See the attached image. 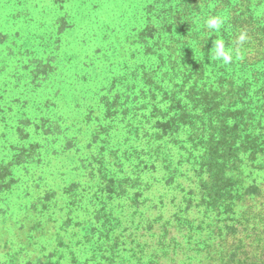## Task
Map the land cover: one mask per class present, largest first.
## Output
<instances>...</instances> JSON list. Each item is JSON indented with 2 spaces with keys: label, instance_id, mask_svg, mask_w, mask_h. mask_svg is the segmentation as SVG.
I'll return each instance as SVG.
<instances>
[{
  "label": "rangeland",
  "instance_id": "rangeland-1",
  "mask_svg": "<svg viewBox=\"0 0 264 264\" xmlns=\"http://www.w3.org/2000/svg\"><path fill=\"white\" fill-rule=\"evenodd\" d=\"M149 3L0 0V264H210L264 240V214L253 234L226 228L230 195L264 165L243 145L233 182L208 176L233 125L213 115L233 100L228 65L194 68L213 16L192 11L183 44L155 16L150 29Z\"/></svg>",
  "mask_w": 264,
  "mask_h": 264
},
{
  "label": "trees",
  "instance_id": "trees-1",
  "mask_svg": "<svg viewBox=\"0 0 264 264\" xmlns=\"http://www.w3.org/2000/svg\"><path fill=\"white\" fill-rule=\"evenodd\" d=\"M148 2L150 29L154 31L157 29V24L152 19L155 16L156 19L163 21V32L166 34L177 32L178 41L183 44H192L198 37L196 32H193L195 28L192 11L202 14L200 9L207 10L213 17L226 18L218 32L210 29L207 37L212 45L204 48L205 62H198L194 66L195 70L204 69L207 67L206 63L216 65L222 61L215 57L214 42L218 40L223 41L225 50L232 55V61L220 67L228 65L233 75L231 79L227 78L233 100L224 105L221 111L219 106L216 107L213 115L223 121L224 125L229 121L233 125L229 127L228 140H219L208 150L211 153L207 161L214 168L210 169L208 176L215 183L217 180L213 173L215 171L223 173L226 168L228 173L226 182H233L230 174L232 170L227 169L230 163L236 164L238 160L231 152L238 148L242 149L243 145L250 151L251 168L261 170L260 166L264 165V0H148ZM241 34L245 36L242 43L239 41ZM182 38L186 41H182ZM221 98L222 96L217 100L221 102ZM162 126L166 132L167 128H171V121L162 123ZM238 138L240 146L236 147L235 142ZM260 179L261 181L255 178L253 181L239 184L244 187L230 195L227 211L231 216L228 220L231 224L226 228L238 230V235L241 232L253 234L257 228L250 229L249 223L254 222L257 226L262 222L261 215L264 213L259 211L251 214L252 217L249 218L252 211H248V208L255 206L259 198L264 199V178ZM215 193H217L215 190H211L208 198H216ZM260 233L261 231L257 230L255 234L258 239L256 246L251 243L249 246L245 244L247 236L237 239L238 243L230 242L231 244H226V248H219L216 258H209L210 264H264V240L260 238L262 237ZM235 238L233 240H236ZM147 264L151 262L147 261Z\"/></svg>",
  "mask_w": 264,
  "mask_h": 264
},
{
  "label": "clouds",
  "instance_id": "clouds-1",
  "mask_svg": "<svg viewBox=\"0 0 264 264\" xmlns=\"http://www.w3.org/2000/svg\"><path fill=\"white\" fill-rule=\"evenodd\" d=\"M223 21L218 17H212L207 21V26L216 30L217 32L221 28ZM245 40V36L241 34L239 37V41L242 43ZM215 48V57L217 59H222L223 63L228 64L232 61V55L229 51L225 50L223 41H215L214 42Z\"/></svg>",
  "mask_w": 264,
  "mask_h": 264
}]
</instances>
